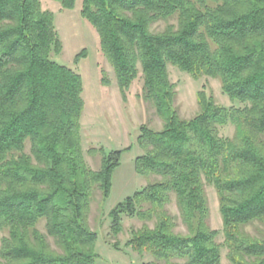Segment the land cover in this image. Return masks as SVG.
<instances>
[{
  "label": "trees",
  "instance_id": "16d2710c",
  "mask_svg": "<svg viewBox=\"0 0 264 264\" xmlns=\"http://www.w3.org/2000/svg\"><path fill=\"white\" fill-rule=\"evenodd\" d=\"M55 1L61 10L76 3ZM81 13L123 97L141 71V97L164 124L140 127L136 159L139 175L161 180L111 212L110 236L123 232V217L139 218L145 224L127 246L153 257L142 264H222L224 249L229 264H264V238L247 230L264 225V0H83ZM159 22L168 25L153 31ZM62 51L41 0H0V264H97L88 219L96 192L109 198L123 151L100 148V169L89 166L83 78L52 59ZM169 66L218 79L240 106L201 90L199 113L182 119ZM230 126L234 137L223 136ZM207 185L218 196L221 232L209 226ZM173 195L179 219L165 209Z\"/></svg>",
  "mask_w": 264,
  "mask_h": 264
},
{
  "label": "rangeland",
  "instance_id": "374dc122",
  "mask_svg": "<svg viewBox=\"0 0 264 264\" xmlns=\"http://www.w3.org/2000/svg\"><path fill=\"white\" fill-rule=\"evenodd\" d=\"M54 13L55 26L63 51L52 54V59L60 65L77 71L83 78L85 101L82 118V145L86 160L93 170H99L102 163L100 148L105 153L123 151L120 166L112 176V188L109 198L103 199L96 192L88 224L92 231L97 233L95 252L98 255L97 264H142L153 261L149 253H140L127 246L132 230L143 228L144 222L139 218L123 217V232L116 238L110 236L111 212L128 197L142 191L147 185L160 181L155 175L143 177L136 171V159L144 152L139 146L140 127L146 125L155 131L163 129V122L157 116L154 106L142 97L143 76L140 71L127 99L121 94L114 69L100 50V39L91 23L82 13L83 0H76L72 9L61 10V5L55 0H41ZM45 9V10H47ZM176 24L175 20L170 21ZM168 24L159 22L153 26V31H164ZM83 53V56L77 57ZM169 78L175 84L177 97L175 107L184 120H190L199 113L197 94L205 90L214 96L216 102L224 107L240 106L225 96L218 79L202 77L195 79L173 66H169ZM109 80L110 85H104L102 79ZM223 136L234 137L235 129L230 126L223 131ZM94 150V153L90 151ZM206 193L210 206L209 226L212 230L221 232L223 228L219 209V200L215 189L206 186ZM148 205L144 206V210ZM173 217L179 219L180 212L176 197L173 195L170 203L165 207ZM155 220L148 222L150 228L155 226ZM254 238H264V225L256 224L248 229ZM176 232L185 235L186 229L179 220ZM5 234L0 231V242ZM219 242H224L222 234ZM117 243L118 249L113 247ZM222 264H229L227 250L222 251Z\"/></svg>",
  "mask_w": 264,
  "mask_h": 264
},
{
  "label": "crops",
  "instance_id": "0c3cea01",
  "mask_svg": "<svg viewBox=\"0 0 264 264\" xmlns=\"http://www.w3.org/2000/svg\"><path fill=\"white\" fill-rule=\"evenodd\" d=\"M54 1V0H53ZM42 4H43V2H42ZM43 7H44V9H47V8H45V6H44V4H43ZM48 10V9H47Z\"/></svg>",
  "mask_w": 264,
  "mask_h": 264
}]
</instances>
